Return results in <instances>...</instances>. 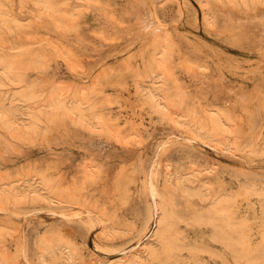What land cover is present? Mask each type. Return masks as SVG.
Listing matches in <instances>:
<instances>
[{"label": "rangeland", "instance_id": "rangeland-1", "mask_svg": "<svg viewBox=\"0 0 264 264\" xmlns=\"http://www.w3.org/2000/svg\"><path fill=\"white\" fill-rule=\"evenodd\" d=\"M66 1L68 2L66 8L70 9L74 21L68 19L72 23L67 22L70 28L61 35L62 39L60 35L51 30L48 17L44 20L45 16L40 15V12L44 11L43 8L39 10L32 6L29 0H24L22 4L20 0H5L7 8L9 10L13 8L12 12L21 10V12L27 13L26 16L31 15L30 17L25 16L28 20L26 22L34 23L37 19L38 25L34 24L31 29L33 32L31 31L30 35H33L34 43H36L35 40L38 42L40 39L43 40L42 37L44 40H49L48 37H52L53 40L69 48L76 59V70L72 72L65 66L66 63L63 60L57 61L51 58L41 73H38L36 69L29 70V80L38 82L40 77L37 75L39 74L46 79H51L50 81L54 77L65 80L63 84L73 82L90 85L100 72H109L110 75H113V77H109L115 80L109 78L107 81L112 80V82L107 83L106 81L100 85L103 87L100 91H95L96 94H92V101L95 103V111L108 119L110 126L119 130L123 139H114L105 129L98 134L90 130L86 124L71 123L69 120L57 126V129L53 127L46 130V127L40 124L37 133L22 132L16 136L0 127L1 181H17V184L35 181L33 184L38 186L39 178L45 177L51 180L52 184L60 183L63 187H75L82 202L99 212L93 216L97 222L93 220L92 226L84 227L74 221L65 222L66 220L64 221L62 216L60 217L64 213L71 216L81 212L83 208L76 204L63 203L62 207L51 206L44 201L31 198L3 203L4 208L0 209V233H2L0 242L8 246V249L5 250V253H8L4 264H52L49 254L47 255L45 252V241H53L58 236H63L75 247L77 264H88L92 257L112 258L121 249L137 247L139 238L144 235L143 239L147 238L155 229L152 221H149L151 223H148L146 229H142L144 221L142 212L145 205L142 184L147 172L158 168L159 163L161 164L158 178L160 185H162L165 172L168 169L174 171L181 169L184 172L197 174L200 179L197 184H203L200 188L202 193L210 195H216L225 188L230 193L240 191L245 183V173L248 171L264 177V127L260 126L264 121H256L250 130L248 123L238 122L241 123L240 132L229 134L230 136L227 138L239 142L238 146L234 144H231L232 147L231 145L225 146L216 139L207 137L203 130L198 131L195 126H191L190 117H186L188 120L185 123L184 120L181 123L176 122L169 116L156 111L146 97L138 93L140 83L144 82L142 87L149 83V77H145L139 72L143 69L142 63L146 62L153 52L152 48H147L142 44L144 39L141 41L142 39L139 38L141 36L138 37L139 39L136 37L139 33L137 32L138 27L135 26V16L139 12L144 15L145 11L141 8L137 14L133 12L140 8V2L143 0ZM180 1L181 7L183 6V10L185 9L184 14L176 22L177 30L169 29V31L171 34L174 31L170 41L174 76L181 85L183 84L182 86L189 85L187 86L188 90L191 89L190 92L188 91V99L185 102V106L188 108L183 112L186 110L197 111L199 115L202 108L206 106L217 107L228 111L237 122L244 112H242L238 101L239 98L254 90L255 85L263 84L261 75H259L262 69H255L256 64L254 63L259 59L264 61L263 57L259 56L257 48H251L246 42L234 39L235 35L231 34V31L241 27L237 21L238 18H241L242 14L247 16L248 13L240 12L239 7L238 9L237 7L229 9L228 5L219 7L220 9L215 11L216 15L214 13L215 20L212 26L203 19L199 0H186V5L184 0ZM6 5H4L5 10ZM159 5L157 4L156 7L160 17H166V20L171 21L178 5L175 2L167 3L163 8ZM202 5L206 7L203 3ZM262 7L259 6V8ZM232 11L233 13L239 11L238 13L242 14L238 17L239 14L234 13L235 15H233ZM36 12L39 15L33 19ZM134 14L135 16H132ZM233 19L236 21L233 24H237L236 29L234 26H230ZM229 27L231 28L228 29ZM226 30L229 31L227 34ZM58 36L61 37V40ZM220 60L226 61L225 64H220ZM182 63L189 65L193 71L192 74L184 69ZM137 65L140 67L138 68ZM217 69L225 72L221 75L226 83L224 86L218 81L220 84L217 82L216 85L219 78L215 77L217 80H211L213 84L210 88L213 85L217 86L216 90L221 86L222 89L213 92V87L211 90L209 88V83L212 82L207 84L206 82L208 81L207 77H211L213 73L214 76L218 75V73L216 74ZM139 74L142 77H139ZM198 76L199 80H204L203 76L204 78L206 76L207 80L201 81L205 85L197 82ZM188 82L189 84H187ZM165 86L170 90L171 83L169 82ZM195 89L196 92H194ZM175 116L174 114L173 117ZM258 130L261 131L260 134L257 133ZM256 135H259L260 138L261 153L257 155L259 158L256 156L252 165L247 167L248 158L243 148L247 143L248 136ZM122 141L123 144H126V148L122 147ZM203 141L205 142L203 143ZM190 144L193 146L190 147ZM93 149V152L90 151ZM84 167L93 169L88 171ZM253 167L255 168L253 169ZM112 180L113 182H111ZM256 197L253 195L252 201H258ZM239 198V201H243L240 196ZM194 199L191 201H202L198 198ZM100 214L102 215L99 218ZM202 230L189 228L185 234L191 242L200 241L201 232L204 231ZM205 234L209 236L210 232L202 233L205 243H208L211 249L218 248L217 250H219L220 248L215 245L217 243L207 242L209 239ZM205 257L211 264H214L211 257L208 255ZM60 264L64 263L60 262Z\"/></svg>", "mask_w": 264, "mask_h": 264}, {"label": "bare ground", "instance_id": "bare-ground-1", "mask_svg": "<svg viewBox=\"0 0 264 264\" xmlns=\"http://www.w3.org/2000/svg\"><path fill=\"white\" fill-rule=\"evenodd\" d=\"M23 1L24 0H20V3L22 4ZM29 1L32 6L39 8V10H41L40 8L44 9V11L40 12V15L42 17L45 16L43 17L44 20L48 17V23H51L50 28L57 35L61 36L69 30L70 25L68 26L67 22L70 23L74 20L72 17L73 14L70 13V9L66 8L68 5L66 0ZM143 1H141L142 3L140 2L139 9L136 8L137 10L135 12L131 10L136 14L141 8L145 11V13H143L144 15H142V12H139L136 16L135 14L132 15L136 17L135 26L138 27L137 32L139 35L136 37H143H139L142 39L141 41L144 39L142 44H144L145 47L147 46V48H152L153 52L150 54L148 60L142 63L143 69L139 72L142 73L143 76L149 77V83L147 86L142 87L144 82L140 83V81L138 93L146 97L147 101L156 111L165 116H169L172 120L180 123L184 120L185 123V121L188 120L186 117H190V122L193 124H191V126H195L198 131L203 130L207 137L216 139L220 144H224L225 146H230L231 144L238 146L239 142L233 141V139H227L230 136L229 134H238L240 132V125L243 121L246 122V124L248 123L249 130L256 121H264V61H260V59L254 61L256 64L255 69H262L259 75H261L263 84L255 85L256 88L253 87L255 91L251 90L249 93H246V91V94L243 93V96L240 98L238 97L242 112H244L240 115L239 119H237V122L228 111L210 106L202 108V104L200 105L202 110L199 115L197 111L191 112L190 110H186L183 112L188 108L185 106V102L188 99L187 95L191 89L188 90L187 86L189 85H184L185 87L182 86L183 84L181 85L176 76H174L175 72L172 66V53L170 48V41L173 38L172 34H174V31L171 34L169 29L177 30L178 26L175 27L176 22L184 14L185 9L183 10V6L181 7L182 4L180 0ZM185 1L186 0H184V3L186 5L187 1ZM199 1L203 11L204 21L208 24L210 23L212 26L215 20L214 13L216 15L215 11H218L220 9L219 7H226V5L230 6L229 9L232 7H237L238 9L239 7L240 12L248 13V15L246 14L247 16L241 13L242 16L244 15V18L241 16V18L237 20L241 27L238 30L231 31V34L235 35L234 39L246 42L251 48H257L259 56L264 59V0ZM170 2H175L178 6L176 7V12L172 16L171 21H168L165 19L166 17H160L156 6L160 4L159 6L163 8L164 5ZM202 3L206 5V7L203 6ZM4 5H6L5 0H0V127L10 131L9 133L11 135L16 136L22 132L37 133L40 124L45 126L46 130H50L53 127L57 129V126L69 120L71 123L78 122L83 125L86 124L90 130L98 134L105 129L114 139L122 140L123 138L121 137L120 131L116 128H112L109 123L110 121L102 114L95 111V103L92 101V94H96L95 91H100L101 87H103L100 85L106 82L110 77H113V75L111 74V76L109 72L102 71L96 75L95 81L90 85H84L85 83H82L83 85L81 83L75 84L73 82H66L63 84L65 80L63 81L61 79V81L57 77H54L52 81H50L51 79H46L39 74L37 75L40 77L38 82L29 80V70L36 69L38 73H41V71L45 70L48 60L51 58L57 61L63 60L66 63L65 66L68 69L70 68L71 70H69L72 72L76 70V59L69 48L53 40L52 37H48L49 40H44L42 37L43 40L40 39L39 42L36 40V43L33 42V35L30 36L33 32L31 29L34 27V24L38 23L36 16H38L39 13L36 12L34 13L35 15L32 13L35 16L33 19H36V22L34 20H31L34 21V23L26 22L28 21L26 17H30L31 15L28 14L29 16H26L27 13L24 12V14L21 12L20 9L22 8H18L20 11H16L17 14L11 11L13 8L9 10L7 5L5 7L8 11H6ZM259 6L263 7L259 8ZM239 11H234V13L237 15ZM234 13L232 11L233 15H235ZM232 14L231 16H233ZM241 14H239L238 17ZM68 19L71 21L69 22ZM234 20L235 19H233V22L231 21V27L237 26V24H233L236 22ZM225 32L227 34L229 31L226 30ZM60 36H58V38ZM217 60L219 59L217 58ZM225 62L226 61H221L220 64H225ZM182 64L184 69L187 70L189 74H192L193 71L190 69L189 65L185 63ZM139 67L140 66H138V68ZM196 72L194 73L196 74ZM113 73L115 74V72ZM217 73V76H214V73L211 77L208 76L206 84L213 80H217L215 77H218L219 79L216 81V85L219 82L224 85L226 80L224 81V77L221 74L225 72H222L221 69H217L216 74ZM140 75L141 74H139V77H142ZM223 75L225 76V74ZM199 76L197 82L199 84L201 83V85H205L202 84L201 81L205 82V80H207L206 76L205 78L203 76L204 80H199ZM92 78L94 80V77ZM209 78L211 79L209 80ZM112 80L115 79L113 78ZM112 80L107 81V83L112 82ZM169 82L171 83L170 90L165 88V85ZM187 84H189V82ZM209 84L210 88L213 82ZM212 87L210 90L212 89L214 92L217 86L214 87L212 85ZM221 87L218 89H222ZM218 89L215 92H217ZM206 90V92H208V89ZM194 92H196V89ZM10 94L11 96H8ZM174 114L176 115L175 117H173ZM236 117H238V114H236ZM260 126L264 127V123ZM260 132L261 131L258 130L257 133L260 134ZM126 136H128L127 133ZM192 137L190 138L192 139ZM194 137L196 138L197 136ZM259 141V135L248 136L247 143L243 148L248 158L247 167L252 165L253 161L258 157L257 155L261 153ZM188 142L190 143V140ZM204 142L205 141H203V143ZM99 144L101 143L99 142ZM125 145L126 144H123L122 147H125ZM191 146L193 145L190 144V147ZM232 146L233 145H231V147ZM90 151L93 152L94 149ZM88 165L92 166L89 163ZM159 165L160 166L155 170L147 172L142 184V189L145 194V205L142 212L144 216L142 229H146L148 223H151L149 221L154 223L155 229H153L147 238L143 239L145 235L139 238L137 247L121 249L120 252L118 251L112 258L101 259L92 257L88 264H211L205 257L207 255L213 259L214 264H264V177H262V175L248 171V173H245V183H243L240 191L238 190V192L230 193L225 188L216 195H210L202 193L200 188L203 184H197V182L200 181L197 174L184 172V170L181 169L175 171L168 169L165 172L164 181L162 185H160L158 183V178L160 176L161 164L159 163ZM84 168L88 171L93 169ZM254 168L255 167H253V169ZM2 182L3 180H0L1 210L4 208L2 205L3 203L11 201L16 202L22 198L41 200L51 206L59 207H62L63 203H68L69 205L76 204L78 207L83 208L81 212L74 213L71 216H67L64 213L60 215V217L62 216L61 218H63L64 221L66 220L65 222L74 221L76 224L78 223L84 227L92 226L95 218L93 216L96 213L99 214V212L94 211L92 207L82 202L75 187H63L60 183L56 185L52 184V181L45 177L39 178L38 186L33 184L35 181L33 183L27 181L19 184H17V181L10 182V180L8 182ZM111 182H113V180ZM253 195L257 196L256 200L258 201H252L251 198ZM239 196L243 201H239ZM194 198L201 199L202 201H191L195 200ZM101 215L102 214L99 215V218ZM5 217L6 215H4V218ZM8 219L10 220V218ZM103 221H105V219H103ZM189 228L194 230L203 229L205 232L209 231V236L205 234L209 239H206L207 242L217 243L215 245L220 248V251L217 250L218 248L215 249L217 251L213 250L214 248L211 249L209 244L205 243L203 239L204 236L202 235L204 232L203 230L200 235V241L195 240L191 242L185 234V231ZM0 236H2V233H0ZM45 236L48 238L47 235ZM6 249H8V246L0 242V263L3 264L6 263L7 259L8 252L5 253ZM45 252H47V255L49 254L52 264H60V262L64 264H77L75 259V247L63 236H58L53 241H45Z\"/></svg>", "mask_w": 264, "mask_h": 264}]
</instances>
